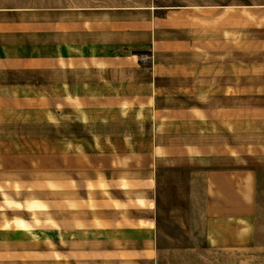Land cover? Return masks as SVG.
Returning a JSON list of instances; mask_svg holds the SVG:
<instances>
[{
	"label": "crops",
	"instance_id": "crops-1",
	"mask_svg": "<svg viewBox=\"0 0 264 264\" xmlns=\"http://www.w3.org/2000/svg\"><path fill=\"white\" fill-rule=\"evenodd\" d=\"M182 261L264 264V0H0V264Z\"/></svg>",
	"mask_w": 264,
	"mask_h": 264
},
{
	"label": "rangeland",
	"instance_id": "rangeland-1",
	"mask_svg": "<svg viewBox=\"0 0 264 264\" xmlns=\"http://www.w3.org/2000/svg\"><path fill=\"white\" fill-rule=\"evenodd\" d=\"M169 216H174V215H167V217H169ZM184 216L185 215L182 212H179V213H177L175 219H170V220L167 219V221L180 223V222L185 221ZM176 233L178 235L175 238V242L171 243L168 248L174 249L175 252H171V253H176V255H179V256L180 255H182V256L188 255L189 254V248H190L189 247L190 246V243H189L190 240L188 238L189 237L188 232H186L187 233L186 236H184L183 233H185V231H183L182 229L177 230ZM197 249L200 250L199 248H197ZM196 253H200V251H197ZM166 264H191V263L188 261L187 262L182 261V262H170V263L167 262ZM197 264H204V263L202 262V263H197Z\"/></svg>",
	"mask_w": 264,
	"mask_h": 264
}]
</instances>
